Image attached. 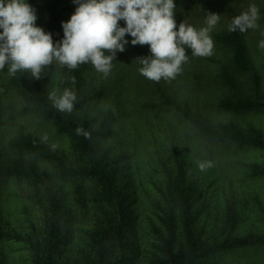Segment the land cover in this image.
I'll list each match as a JSON object with an SVG mask.
<instances>
[{
    "label": "trees",
    "instance_id": "trees-1",
    "mask_svg": "<svg viewBox=\"0 0 264 264\" xmlns=\"http://www.w3.org/2000/svg\"><path fill=\"white\" fill-rule=\"evenodd\" d=\"M224 1L176 0V11L195 22ZM75 7L72 0L46 2L40 26L54 42ZM211 36L219 56L204 62L187 50L188 76L172 81L139 72L135 59L150 54L146 44H130L128 57L118 52L96 84L91 63L49 65L39 79L8 75L21 113L67 138L77 162L30 132L0 142V264H10L5 246L12 243L26 245L22 264H264V186L252 189L264 182V125L250 118L264 113V56L254 60L247 32L226 26ZM54 68L61 71L56 84ZM66 87L77 100L71 113H60L48 94ZM108 95V106L97 107ZM134 109L153 122L126 121ZM205 159L213 166L201 171L197 162ZM50 177L51 187L44 184ZM17 182L50 210L43 237L23 235L3 219L1 197Z\"/></svg>",
    "mask_w": 264,
    "mask_h": 264
},
{
    "label": "clouds",
    "instance_id": "clouds-1",
    "mask_svg": "<svg viewBox=\"0 0 264 264\" xmlns=\"http://www.w3.org/2000/svg\"><path fill=\"white\" fill-rule=\"evenodd\" d=\"M74 12L61 21L63 36L53 41L51 32L38 26L36 9L28 0H0V70L5 66L9 76L27 73L39 79L45 68L55 64L75 69L91 63L105 77L113 69L118 52L126 45H148V55L137 57L139 72L154 81L175 78L182 64L192 56L213 54L214 41L210 33L221 15L208 12L206 24L200 28L182 21L177 27L174 18L176 0H72ZM259 7L250 3L248 8L232 17L231 32H246L259 27ZM124 21L123 26L119 23ZM127 36H130L129 40ZM264 36V31L261 32ZM264 48V39L258 41ZM44 75V74H43ZM52 108L60 113H71L77 95L70 88L61 94H48ZM85 137L88 131L77 129ZM47 139V137H45ZM201 171L213 166L212 160H199Z\"/></svg>",
    "mask_w": 264,
    "mask_h": 264
},
{
    "label": "rangeland",
    "instance_id": "rangeland-1",
    "mask_svg": "<svg viewBox=\"0 0 264 264\" xmlns=\"http://www.w3.org/2000/svg\"><path fill=\"white\" fill-rule=\"evenodd\" d=\"M48 0H28V2L36 9L37 14V25L40 26L45 18V5ZM250 3H255L260 12L264 8V0H225L224 6L221 7L215 13L221 15V19L218 24L214 27L210 35L216 31H219L226 26L229 25L231 22V13L230 8H234L237 10L238 14L244 10H246ZM194 11V8L190 9ZM197 10V9H195ZM262 13V12H261ZM178 15V16H177ZM174 18L176 20L177 27L179 24L185 20L186 23H190L193 26L200 28L205 26L206 21L204 19L196 20L195 22L189 21L184 15L181 14V11L175 10ZM186 18V19H185ZM121 26H123L124 21L121 20L119 22ZM259 27L256 29H249L247 32L248 43L253 50V58L257 62L264 56V48L258 47V41L264 39V36H261V32L263 31V23H262V14L261 18L258 21ZM130 44L126 45L125 50L121 53H125V57H128V52L130 49ZM132 45V44H131ZM120 53V54H121ZM219 56V52L213 48V54L210 55V58H217ZM208 56H196L195 59L201 60L205 62V59ZM128 59L125 60L123 65L127 67ZM52 66V65H51ZM58 66V65H57ZM54 67V66H53ZM182 70L176 76L181 78H187V74L189 71L187 67L182 64ZM55 69V70H54ZM51 69L52 72V84H56L57 78L59 79L61 76V71H56V68ZM91 70V78L93 84L97 82L96 74L98 71L95 70L94 66L90 67ZM98 75V74H97ZM139 78V74H135ZM8 79V72L0 71V142L5 143L7 139L11 138L15 133H22V132H30L35 134L46 146H51L59 149L60 152L64 153L68 158L69 163L76 164L77 159L75 155L72 153L69 142L67 138L58 137L55 134V131L52 127H49L46 123H40L39 121L25 117L21 113V106L20 102L16 97L13 95L12 90L7 82ZM171 81L172 79L169 78ZM138 79L135 80L134 84L138 83ZM107 85V83H106ZM98 88V86L96 87ZM205 91H199L197 94L200 98L205 97ZM111 101L110 96H106L101 99L100 103L97 104V107H107L109 102ZM212 106L209 110L212 112ZM213 113V112H212ZM153 115L142 114L140 110L134 109L132 112L128 113L125 116V120L128 121L129 119L133 120H145L147 119L148 122H153L152 117ZM251 119L255 121H259L264 125V113H256L251 114ZM47 137V139H45ZM46 178L44 184L51 187L54 184V178ZM69 185H74L69 183ZM264 186V182L259 181L257 183H253L252 189L260 188ZM30 192L26 185H23L20 182H17L13 185H9L5 188L3 195L1 197L2 202V215L3 219L10 222L11 226L16 231H21L23 235H28V237H43L42 232H40L44 224V218L47 221V215L50 210H46V207L42 209V206H37L36 202L33 198H30ZM43 196V195H42ZM29 204V205H28ZM25 208L27 210H25ZM55 219L57 216L55 215ZM21 224L23 228L19 225ZM31 225H33V230H31ZM24 243H12L5 246V252L7 255V260L10 264H22L23 260L27 258V252L25 251ZM21 262V263H20Z\"/></svg>",
    "mask_w": 264,
    "mask_h": 264
}]
</instances>
